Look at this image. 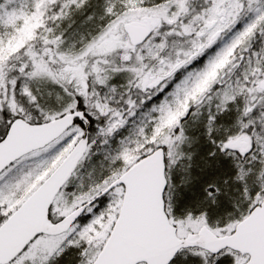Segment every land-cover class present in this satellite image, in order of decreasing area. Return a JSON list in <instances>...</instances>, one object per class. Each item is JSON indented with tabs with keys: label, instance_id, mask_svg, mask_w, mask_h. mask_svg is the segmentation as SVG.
<instances>
[{
	"label": "snow or ice",
	"instance_id": "1",
	"mask_svg": "<svg viewBox=\"0 0 264 264\" xmlns=\"http://www.w3.org/2000/svg\"><path fill=\"white\" fill-rule=\"evenodd\" d=\"M0 264H264V0H0Z\"/></svg>",
	"mask_w": 264,
	"mask_h": 264
}]
</instances>
